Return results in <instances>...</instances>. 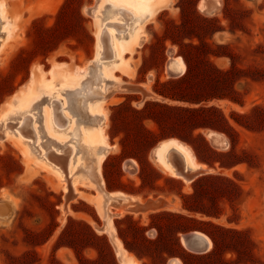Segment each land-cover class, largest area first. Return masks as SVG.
<instances>
[{
    "label": "rangeland",
    "instance_id": "1",
    "mask_svg": "<svg viewBox=\"0 0 264 264\" xmlns=\"http://www.w3.org/2000/svg\"><path fill=\"white\" fill-rule=\"evenodd\" d=\"M0 1L6 4L12 27H18L13 29V53L7 63L0 64V110L2 103L27 83L34 68L48 71L54 63L64 62L63 70L73 71L88 65L95 56L96 28L85 9L96 0ZM198 3L174 0L161 9L146 24V43L130 56L134 75L117 72L126 89L115 93L117 100L107 106L106 132L114 149L103 164V176L109 188L153 187L161 170L152 160L157 145L149 147L160 135L170 133L189 139L195 153L205 160L224 165L243 161L237 173L228 172L230 179L210 176L186 186L194 193L186 202L220 214L213 220L228 230L167 213L126 212L118 214L114 223L125 247L136 257H147L143 264H162L165 252L178 251L175 232L191 226L211 233L217 246L209 255L186 258L187 264H264V0H221L219 8L206 15ZM175 56L184 61V74L189 69L184 78L168 74L169 61ZM140 82H145V87L131 86ZM133 88L135 92H131ZM155 89L191 98L225 96L208 105L220 107L230 119L234 130L224 123L220 126L233 147L218 153L202 139L191 137L194 124L215 122L213 112L167 111L158 106L143 109L146 98L174 101ZM222 101V106L216 103ZM176 103L180 102L172 104ZM133 107L142 113H135ZM149 117H156L162 127ZM184 121L188 125L184 126ZM59 129L67 142L54 148L67 155V147L74 145L76 163L83 139L78 134L76 144L68 134V125ZM208 129L202 128V133ZM22 158L13 144L0 142V264H115L103 245L106 241L120 264L110 238L96 230H101L104 222L95 206L78 198L69 187L65 193L46 171L29 168ZM132 159L138 163L135 177L125 169ZM179 185L167 181L166 188L176 191ZM151 224L159 228L158 235L142 229ZM95 234L105 239L101 241Z\"/></svg>",
    "mask_w": 264,
    "mask_h": 264
},
{
    "label": "bare ground",
    "instance_id": "2",
    "mask_svg": "<svg viewBox=\"0 0 264 264\" xmlns=\"http://www.w3.org/2000/svg\"><path fill=\"white\" fill-rule=\"evenodd\" d=\"M213 1L216 4L212 5ZM168 2L169 0H151L147 3L135 0H96L92 7L85 9L96 28V52L88 65L73 71L63 70L64 62L54 63L48 71H42L40 67L34 68L27 83L4 101L0 110V142L8 141L13 144L29 168L37 167L46 171L65 193L69 192V187L78 198L81 197L95 206L104 222L102 229L96 230L110 238L120 264H139V260L125 247L114 223L118 214L122 216L126 212H133L131 199L123 192L108 190L103 176V164L109 156L108 153L114 149L108 131L106 132L109 119L107 106L117 100L113 96L115 93L126 89L117 72L129 76L135 73L126 54H134L146 43V24ZM220 3L221 0H201L198 8L206 15L215 12ZM206 5L213 7L210 9ZM6 11L5 2L0 1V64H4L13 53V29L18 28L17 25L12 27ZM185 67L181 57H172L168 74L180 76L185 72ZM36 71L40 74L36 75ZM148 96L165 99L158 95ZM216 103L220 106L224 104L223 101ZM64 125L69 126L68 134L74 137L76 144L79 142L78 134L83 139L79 144L80 151L76 154V163L73 162L74 145L67 147L70 150L67 155L54 148L62 147L67 142V136L59 129ZM204 134L217 144L219 134L213 131ZM171 140H164L154 148L152 160L161 172L181 178L189 187L193 180L181 175L176 169V163L195 170L199 167L197 157L190 146L177 139ZM137 164L133 159L125 163V169L131 176L135 177ZM83 188L93 190L95 194L89 195ZM114 209L118 211L115 212ZM169 209L183 210L176 204ZM195 235L199 242H208L209 247L211 246L212 241L206 234L197 232ZM182 243L186 245L184 240ZM168 264H182V261L174 258Z\"/></svg>",
    "mask_w": 264,
    "mask_h": 264
},
{
    "label": "trees",
    "instance_id": "3",
    "mask_svg": "<svg viewBox=\"0 0 264 264\" xmlns=\"http://www.w3.org/2000/svg\"><path fill=\"white\" fill-rule=\"evenodd\" d=\"M188 71L189 69L186 71V73L184 75H182L180 77L181 78H184L187 74H188ZM179 79V78H178ZM155 92L158 93L159 95H162L164 97H167L171 100H174V101H178L180 102L179 104H170V103H167V102H159V101H155V100H147L144 104V107L143 109H148V108H153V106H158L159 108H164V110H180V111H188V112H213L215 113L216 115V119H215V122H212V123H204V124H194L191 128V137L194 138V139H202L206 144L207 146L214 150L212 147H210L209 143L207 142V140L205 139V137L202 135V128H210V129H214V130H217V131H220V132H223L225 134H228L226 132V130H224V128H222L220 125L222 123L226 124V126L232 130H234V127L230 121V119L226 116V114L224 113V111L220 108V107H217L216 105H208V103L212 100V99H221L225 96H208V97H200V98H191V97H184V96H177V95H174V94H171V93H166V92H162L161 90H158V89H155ZM182 103V104H181ZM133 110L135 111V113L137 114H140L142 113L141 109H136L135 107H133ZM150 110H154V109H150ZM155 111V110H154ZM157 114L161 115V112L160 111H156ZM234 115V114H233ZM233 118L235 119V121H238L236 120V118L233 116ZM148 119H153L154 121H156L159 126H161V122L155 117H149ZM146 120V119H144ZM183 125H188L186 124V121L183 122ZM162 127V126H161ZM151 132H154V131H151ZM168 136H177L189 143H191L193 145V147L195 148L194 144L189 140L187 139L186 137L178 134V133H170V134H167V135H160L149 147V149L157 142L159 141L160 139L164 138V137H168ZM231 142V141H230ZM232 147H233V144H231ZM216 152H218L217 150H214ZM220 153V152H218ZM201 158V157H199ZM203 159V158H201ZM205 162L207 163H216L218 161H208V160H205L203 159ZM221 166H235L237 164H240V163H243V161H240V162H237V163H234L232 165H224V164H221L220 162H218ZM237 173V172H236ZM210 176H222V175H205V176H201L199 178H197L192 184L196 185L197 183H199L202 179H204L205 177H210ZM222 177H225L227 179H230L229 177L227 176H222ZM161 179V175L160 173H158V176L155 178L154 180V186L151 187L150 189H153V190H158V187L159 185L157 184L158 180ZM149 188V187H148ZM176 191H180V195H181V199L183 201V205H184V208L187 209L188 211H191V212H196V213H201L207 217H214V218H219L220 217V214H216V213H212V212H208V211H205L204 209L198 207V206H191L189 205L187 202H186V199L188 197H191L193 196L194 193H184L182 191V189H180V185L179 187L177 188ZM159 213H167V214H171V215H174V216H178V217H182L184 218L185 220H190V221H195V222H198L200 224H211L215 227H217L218 229L222 230V231H226L228 230V228H225L224 226H222L221 224H218V223H215L214 221L212 220H199V219H196V218H193V217H190V216H187V215H184V214H180V213H175V212H169V211H163V212H159ZM156 214V213H155ZM153 226H155L157 229H159L155 224H152ZM144 230V228H142ZM194 229H199L205 233H207L213 240L214 242V248L213 250L215 249V247L217 246V242H216V239L215 237L209 233L208 231H206L204 228L200 227V226H191V227H186V228H181V229H178L176 232H175V239L177 241V249L178 251L174 252V253H178V255L182 258L183 260V263L184 264H187L186 262V258H190V259H198L199 257L201 256H204V255H196V254H192L190 252H187L183 246L181 245V242H180V238H179V235L180 233H185V232H188L190 230H194ZM96 235V234H95ZM97 239L99 240H103L105 239L104 235H96ZM104 247L106 248V250H108L111 254V258H112V261L116 264V258H115V254L109 244L108 241L104 242ZM211 250V251H213ZM211 251L209 253H211ZM209 253L205 254V255H209ZM165 254H173V253H169V252H165L164 253V261L162 262V264H165L166 262V259H165Z\"/></svg>",
    "mask_w": 264,
    "mask_h": 264
},
{
    "label": "crops",
    "instance_id": "4",
    "mask_svg": "<svg viewBox=\"0 0 264 264\" xmlns=\"http://www.w3.org/2000/svg\"><path fill=\"white\" fill-rule=\"evenodd\" d=\"M173 1L174 0H169L168 4L166 6H164V8H162V10L167 8L169 5L173 4ZM200 1L201 0H199V2ZM212 7L213 6H211V7L207 6V8H210V9ZM146 31H147V29H146ZM131 55L132 54L127 53L126 54V58L129 59ZM133 55H135V53ZM132 59H134V58H132ZM130 64H131V62H130ZM131 66H132V68H134L132 64H131ZM183 74L184 73H182L180 76H175L173 78H180ZM145 84H146L145 82H140V83H136V84H131V86H142V87H145ZM131 92H135V91L133 90ZM147 99H149V98H146L144 100L143 104H145ZM209 130H214V129H209ZM215 131H217V130H215ZM217 132L219 134V137L217 138V144L214 145V147L206 139L205 134H203L204 132L202 133V135L205 137V139L207 140L209 145H211L214 150L222 151V150H225V149L229 148L231 146V142H230L229 138L227 137V135L225 133H223V132H220V131H217ZM171 139H173V141L176 140V139H177V141H180V142L182 141L186 145L190 146L193 149L194 153H195V148L193 147V145L191 143H189V142H187V141H185V140H183V139H181V138H179L177 136L164 137V138L160 139L159 141H157L153 146L159 145L160 142H162L164 140L172 141ZM195 157H197L196 158V162L199 165V167H197L195 169V172H198L199 174L191 183H193L197 178H199L201 176L211 175V174L212 175H222V176H227L228 177L231 173L230 174H226L227 171H230V172L232 171L233 173H236V172H238V167L240 165H242L240 163V164H237L235 166H224L223 167L218 162H216V163H207L203 159L199 158V156L197 154H196ZM149 159H150V156H149ZM221 169H223V170H221ZM212 170H214V172H211ZM160 175H161V179L158 180V182H157V184L159 185L158 190H153V189H150V188H147V187L146 188H141V189H126V188H122V187H116V188L107 187V188L110 191H120V192H123V193L127 194L130 197L131 202L138 203V204L152 203V208L146 211L150 215L155 214V213H159V212H163V211H169V212H175V213L184 214V215H187V216L199 219V220H212L215 223H218V224L222 225V223H219V222L213 220L214 217H207L206 216V219H205L204 217H199V215L200 216L203 215L201 213L188 211L187 209L184 208L183 201H182L181 195H180V191H171V190L166 188L167 181H178L179 184H180V189H182V191L184 193H191L190 191L186 190V184H185L184 180H182L181 178H175V177L167 176L161 171H160ZM175 204H176V206L180 207L181 210L182 209L183 210L182 211L170 210L169 208L175 206ZM139 213H143V212H139ZM216 219H219V218H216ZM144 229H145V233L149 234L151 231H155L157 233V235L159 234V230L155 226H153L152 224L148 225V226H145ZM192 231L202 232V233H204V234H206L208 236V238L212 241L211 242V246H210V250H208L207 252H204V253H196V252L186 248L183 245V243L181 241V236L183 234L190 233ZM179 238H180V242H181V245L183 246V248L187 252H190L192 254L205 255V254L209 253L211 250H213V248H214V242H213L212 238L207 233H205V232H203V231H201L199 229H194V230H190V231L185 232V233H180ZM60 249L61 248H58L56 251H58ZM137 258L139 260V263H141V264H143L144 262L147 261V257H145V256H137ZM174 258L180 259L182 261V264H184L182 258L178 255V253L165 254V259H166L165 264H168V262L171 259H174Z\"/></svg>",
    "mask_w": 264,
    "mask_h": 264
},
{
    "label": "water",
    "instance_id": "5",
    "mask_svg": "<svg viewBox=\"0 0 264 264\" xmlns=\"http://www.w3.org/2000/svg\"><path fill=\"white\" fill-rule=\"evenodd\" d=\"M175 76H177V75H172L171 77H175ZM132 90L136 91V88H133ZM210 131L216 132L218 134V132L215 130H210ZM176 169L179 173H181V175H183L185 178L190 179V180H194L199 174L198 172H195V170H192L191 168L184 167V165L181 163H176ZM132 204H133V206L131 207V211H133V212H138V213L139 212H146L147 210L152 208V203L138 204V203L132 202ZM197 232L198 231H192L190 233L183 234L181 237V241L184 240L186 245H184V244L183 245L186 248H188V249H190L196 253L207 252L210 249L209 243L208 242H204V243L199 242L196 239V235H195V233H197ZM200 233H202V232H200Z\"/></svg>",
    "mask_w": 264,
    "mask_h": 264
},
{
    "label": "snow or ice",
    "instance_id": "6",
    "mask_svg": "<svg viewBox=\"0 0 264 264\" xmlns=\"http://www.w3.org/2000/svg\"><path fill=\"white\" fill-rule=\"evenodd\" d=\"M135 2L147 3L151 2V0H135Z\"/></svg>",
    "mask_w": 264,
    "mask_h": 264
}]
</instances>
